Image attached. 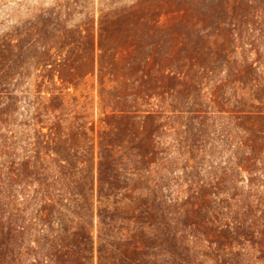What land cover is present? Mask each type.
Segmentation results:
<instances>
[{"label": "rangeland", "instance_id": "1", "mask_svg": "<svg viewBox=\"0 0 264 264\" xmlns=\"http://www.w3.org/2000/svg\"><path fill=\"white\" fill-rule=\"evenodd\" d=\"M0 264H264V0H0Z\"/></svg>", "mask_w": 264, "mask_h": 264}]
</instances>
